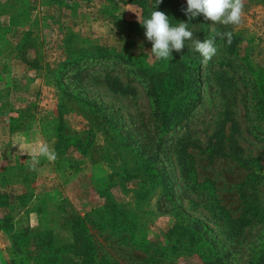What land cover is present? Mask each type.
I'll use <instances>...</instances> for the list:
<instances>
[{"label": "rangeland", "instance_id": "obj_1", "mask_svg": "<svg viewBox=\"0 0 264 264\" xmlns=\"http://www.w3.org/2000/svg\"><path fill=\"white\" fill-rule=\"evenodd\" d=\"M141 12L127 0H0V264H82L70 225L92 240L87 264H264V0H245L239 25L201 14L204 39L233 33L216 35L206 62L194 43L157 59ZM58 114L78 155L32 171L40 120L54 119L51 138ZM177 213L198 222L196 252L169 232Z\"/></svg>", "mask_w": 264, "mask_h": 264}, {"label": "trees", "instance_id": "obj_2", "mask_svg": "<svg viewBox=\"0 0 264 264\" xmlns=\"http://www.w3.org/2000/svg\"><path fill=\"white\" fill-rule=\"evenodd\" d=\"M127 2L135 3L141 7V9H142V12H141L142 13V20L150 18L151 13L155 10H158V11H163L166 15H168L170 24L172 26H177L179 23L187 22L189 30H191L193 32V37H192V40H188L185 42L184 48H188V47L191 48L190 45H192L194 43V41H196V39L200 40V41H203V39H204V35L206 34V29H205L204 25L201 24V21L199 20L200 18H203V17L201 15H199V16L189 20L188 16L183 11V9H185L187 6L183 3H181L180 0H161V3L157 6H156L157 0H152V6H150L149 9H147L145 7L144 0H127ZM191 53L192 54L197 53V51L194 50V46H193V50ZM175 58L181 59V57H175ZM75 63L69 62L68 65L73 66V64H75ZM145 75H146L145 78L148 81L150 80V77H155V76H151L150 72H145ZM159 82H162V80L159 79V80H156V82H155V80L152 81V83L149 86V87H151L150 92L154 91L155 87H157L156 85H158ZM196 97H198V92H196ZM189 99L190 100H189L188 104L186 105L185 109L182 111H179L176 114V117H178V118H180V116H182L184 118L187 117V113L190 111V109L193 107V105L196 103V100H197V99H193V98H189ZM172 113L173 112H169L166 114V116H164V120H163V124H162V126L164 128L170 127L171 124L173 123V121H171L172 118L168 117V115H170ZM51 122H54V119L49 118V119L40 120V124L38 125V129L40 128L39 131L42 132V135L44 137L43 138L44 141H46L48 144H50V148L55 151V153L57 155L56 161H58V159L60 157H62L61 161L65 162L66 160L71 159L72 156L78 155L77 150L79 148V146H78L79 144H78V142H68L67 138H69V136L67 135V133H65L63 131L64 126H63L62 118L59 114L56 117V122L54 125L55 133L53 134V136H51V138H53L54 141L49 142V140H51V138L49 137V130L51 129V127H50ZM66 155H69V156L66 157ZM150 157H151V159L153 157L152 162H150V163H154L157 161V158H156L154 152L150 154ZM152 167L154 170L149 172L148 176L153 178V177L157 176V170L154 166H152ZM7 199H8L7 195L0 192V207H6ZM179 214H181V213L174 214V216L172 217V225L170 226L169 232L174 233V234H178L180 237L181 236L186 237L187 250L192 251V252H196V250H195L196 242L199 241L201 237H203L201 233H200L201 236L199 234L200 229L197 228L198 222L192 221L191 218H189L188 216H184V214H183V217H181V215H179ZM76 217H77L76 219H78V221L81 219V218L79 219L78 216H76ZM126 222L128 224L132 225L133 220L131 218H129L128 220H126ZM64 229H65V231H68V233L70 234V238H71V242L69 243L70 250H72V252L77 257H80V260H83L82 264H87L86 259L91 260V257L86 258L83 254V249L86 248L87 250H92V246H93L92 244L93 243H92V240H91L89 234L86 232L85 227L80 225V228L77 229L73 225H70L68 227L64 226ZM83 235H87V237H89V238L87 239L86 236L83 237ZM204 235H205V233H204ZM205 237H207V236H205ZM85 241H86V243H85ZM221 251H223L222 252V258L228 259L229 258L228 250L223 249ZM83 257H84V259H83ZM102 260H104V256H102Z\"/></svg>", "mask_w": 264, "mask_h": 264}, {"label": "clouds", "instance_id": "obj_3", "mask_svg": "<svg viewBox=\"0 0 264 264\" xmlns=\"http://www.w3.org/2000/svg\"><path fill=\"white\" fill-rule=\"evenodd\" d=\"M160 3L161 0H157L156 6ZM244 7L245 0H187V7L183 11L189 20L203 14L204 19L210 20L212 23L239 25L243 20ZM137 18L145 28V36L152 43L151 52L157 59H172L173 50L182 52L185 42L192 40L193 32L189 30L187 22L172 26L168 15L163 11L155 10L151 13L150 18L144 20H141L137 14ZM216 35L221 38L226 37L228 44L232 42L233 33L230 31L215 33L203 41H194V50L201 54L204 58L203 62L211 60L217 53L214 43ZM40 157H44L50 162H55L57 159L55 151L47 143L39 144L31 150L30 170H36Z\"/></svg>", "mask_w": 264, "mask_h": 264}]
</instances>
